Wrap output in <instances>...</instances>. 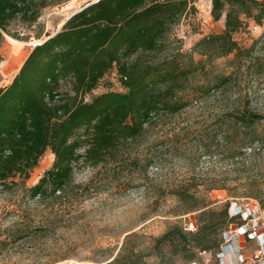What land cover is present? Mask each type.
I'll use <instances>...</instances> for the list:
<instances>
[{
    "label": "trees",
    "instance_id": "trees-1",
    "mask_svg": "<svg viewBox=\"0 0 264 264\" xmlns=\"http://www.w3.org/2000/svg\"><path fill=\"white\" fill-rule=\"evenodd\" d=\"M67 1L0 0V49L7 38L28 41L27 31L38 25L43 10ZM199 1H93L35 46L13 81L0 85V188L14 186L18 177L27 182L50 150L55 155L52 169L32 187L31 197L65 193L80 161L96 167L122 159L125 147L141 139L148 128L184 113L192 104L184 97L191 81L209 75L206 63L231 55L235 61L244 54L251 57L236 35L248 21L264 26V0H210L214 21L225 18L222 33L206 36L190 53L168 55L174 28L198 13ZM245 66L256 75L264 74V55ZM114 69L125 92L110 91L86 102L85 97ZM232 79L233 75L219 76V86L209 89L228 88ZM222 121L238 131L235 145L264 146L263 113L240 108L226 112ZM232 136L225 137L227 144ZM175 196L196 202L189 210L201 212L198 231L173 228L152 247L125 249L110 264H152L148 259H159L167 245L191 254L190 264L202 252L223 251V233L234 222L229 205L221 212L208 211L207 202L196 194L178 190ZM195 248L202 251L195 255Z\"/></svg>",
    "mask_w": 264,
    "mask_h": 264
},
{
    "label": "rangeland",
    "instance_id": "rangeland-1",
    "mask_svg": "<svg viewBox=\"0 0 264 264\" xmlns=\"http://www.w3.org/2000/svg\"><path fill=\"white\" fill-rule=\"evenodd\" d=\"M93 1L97 0L48 6L38 25L27 31L28 41H19L24 47L7 38L0 49V85H7L18 73L13 67L18 53L28 56L36 42L60 31L66 19ZM196 7L198 13L184 18L170 35L169 56L190 53L206 36L225 29V18L220 22L212 18L210 0H200ZM247 24L236 39L252 56L244 54L235 61L231 55L206 63L209 75L192 80L184 95L191 106L148 128L141 139L125 147L122 159L96 167L80 161L65 193L32 198L30 190L55 161L47 150L27 182L18 177L14 186L0 188V264H110L125 249L145 251L173 228L195 234L201 212L190 211L196 202L181 201L175 196L178 190L199 196L208 211L221 212L234 203L246 208L259 204L264 209V146L235 145L238 131L222 121L226 112L240 108L264 114V74L256 75L245 66L264 55V26ZM223 75H233V84L209 89L218 87L217 78ZM110 91L125 92L117 69L85 101ZM230 135L232 143L227 144L225 137ZM240 244L245 256L233 264H249L257 243ZM165 250L159 259L148 262L190 264L191 254L185 256L182 248L167 245Z\"/></svg>",
    "mask_w": 264,
    "mask_h": 264
},
{
    "label": "built area",
    "instance_id": "built-area-1",
    "mask_svg": "<svg viewBox=\"0 0 264 264\" xmlns=\"http://www.w3.org/2000/svg\"><path fill=\"white\" fill-rule=\"evenodd\" d=\"M229 212L234 222L223 233V251L216 255L202 252L199 260L192 264H212L215 260L217 264H233L245 256L240 244L244 240L257 243V249L252 251L248 259L251 260L249 264H264V209L259 204L246 208L234 203L229 207Z\"/></svg>",
    "mask_w": 264,
    "mask_h": 264
},
{
    "label": "bare ground",
    "instance_id": "bare-ground-1",
    "mask_svg": "<svg viewBox=\"0 0 264 264\" xmlns=\"http://www.w3.org/2000/svg\"><path fill=\"white\" fill-rule=\"evenodd\" d=\"M72 8H73V6H70V7H69V9H72ZM62 26H63V24L61 25V27H62ZM10 41L13 42L15 45H17L18 47H24V43H22V42H19V41L14 40V39H11ZM38 43H40V41H39V42H36L34 45H36V44H38ZM17 53H18V52H17ZM28 57H29V56H22L21 53H18V54L16 55V58H15V64H14L13 67H18V71H19L20 68H21L22 65L25 63V61L27 60ZM4 73H5V75L8 76V72H7V71H4ZM5 79H6V82H8V81H7V80H8V77H5Z\"/></svg>",
    "mask_w": 264,
    "mask_h": 264
},
{
    "label": "crops",
    "instance_id": "crops-1",
    "mask_svg": "<svg viewBox=\"0 0 264 264\" xmlns=\"http://www.w3.org/2000/svg\"><path fill=\"white\" fill-rule=\"evenodd\" d=\"M66 20H67V19H66ZM17 72H18V71H17ZM18 73H19V72H18ZM18 73H16L15 76H16ZM15 76H14V77H15ZM14 77H13V79H14ZM13 79H12L8 84H10V83L13 81ZM8 84H7V85H8Z\"/></svg>",
    "mask_w": 264,
    "mask_h": 264
},
{
    "label": "water",
    "instance_id": "water-1",
    "mask_svg": "<svg viewBox=\"0 0 264 264\" xmlns=\"http://www.w3.org/2000/svg\"><path fill=\"white\" fill-rule=\"evenodd\" d=\"M44 41H46V40H44ZM42 43H44V42H40V43L36 44L35 46H38V45H40V44H42Z\"/></svg>",
    "mask_w": 264,
    "mask_h": 264
}]
</instances>
